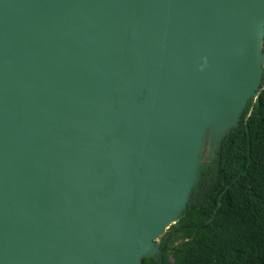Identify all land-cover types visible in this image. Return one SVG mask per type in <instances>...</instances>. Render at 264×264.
<instances>
[{"label": "water", "instance_id": "obj_1", "mask_svg": "<svg viewBox=\"0 0 264 264\" xmlns=\"http://www.w3.org/2000/svg\"><path fill=\"white\" fill-rule=\"evenodd\" d=\"M263 76L264 0H0V264L161 255Z\"/></svg>", "mask_w": 264, "mask_h": 264}, {"label": "trees", "instance_id": "obj_2", "mask_svg": "<svg viewBox=\"0 0 264 264\" xmlns=\"http://www.w3.org/2000/svg\"><path fill=\"white\" fill-rule=\"evenodd\" d=\"M159 242L161 255L141 264H264V76Z\"/></svg>", "mask_w": 264, "mask_h": 264}, {"label": "flooded vegetation", "instance_id": "obj_3", "mask_svg": "<svg viewBox=\"0 0 264 264\" xmlns=\"http://www.w3.org/2000/svg\"><path fill=\"white\" fill-rule=\"evenodd\" d=\"M202 156H203L202 161H211V158L209 157V153H207V156H204V153H203Z\"/></svg>", "mask_w": 264, "mask_h": 264}, {"label": "rangeland", "instance_id": "obj_4", "mask_svg": "<svg viewBox=\"0 0 264 264\" xmlns=\"http://www.w3.org/2000/svg\"><path fill=\"white\" fill-rule=\"evenodd\" d=\"M204 156H207V153H209V151L207 150V148L203 151ZM210 155V153H209ZM202 163H208V161H202ZM157 242H159V240H157Z\"/></svg>", "mask_w": 264, "mask_h": 264}, {"label": "bare ground", "instance_id": "obj_5", "mask_svg": "<svg viewBox=\"0 0 264 264\" xmlns=\"http://www.w3.org/2000/svg\"><path fill=\"white\" fill-rule=\"evenodd\" d=\"M260 36H261V34H260ZM258 44H259V47H261V40H259Z\"/></svg>", "mask_w": 264, "mask_h": 264}]
</instances>
